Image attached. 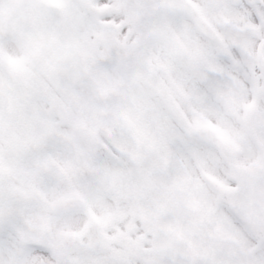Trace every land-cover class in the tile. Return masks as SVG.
I'll return each instance as SVG.
<instances>
[{"label":"rangeland","instance_id":"rangeland-1","mask_svg":"<svg viewBox=\"0 0 264 264\" xmlns=\"http://www.w3.org/2000/svg\"><path fill=\"white\" fill-rule=\"evenodd\" d=\"M34 2L36 3L40 8L43 9H47V5L46 3H44V1H49V0H0V4H1V8L5 7L6 11L8 12V16H9V22H11L12 26L10 25V23L6 24L7 29L10 31L9 33H2V36L0 37V49L1 48H6V46L8 47V53L7 56L9 54L14 55L17 59L19 58V48L23 47L25 50L26 48H34V41L32 38H30V35L25 33V26L24 24L19 20V18H16L14 16H12L13 12H16V6L17 4H19L20 2ZM58 1H64V0H58ZM159 8L161 10V12H163L165 15V11L167 12V16H168V22H172V23H178L179 19L183 18V22H182V38H178L179 40L182 41H188L190 42L191 45H193L194 42L199 40V35L195 29V27L192 25L191 22H189V25H187L188 23V18L187 16H185V14L183 12H181V10H178L174 0H156ZM194 1V5L193 7H198L200 6L201 8L198 10V13L202 14L203 16H205L208 19H213L214 21H216L217 23H219V25H221V27L225 26V25H236V26H249L251 28H254L256 30L260 31V35L259 38H261V36H264V20H263V13L260 12L262 10H260V6L256 7V3L255 2H251V1H247L244 2L243 0H231L230 2V11H229V15H231L233 18L229 19L226 16L223 15L222 10H217L215 13L212 14V10L210 7L208 6H203V2L201 0H193ZM236 1V2H235ZM127 3H129L128 1H126ZM236 3V4H235ZM130 4V3H129ZM249 4V5H248ZM248 5V6H247ZM132 8H135V5H132ZM164 8H167V10H164ZM14 9V10H13ZM164 10V11H163ZM193 14V13H192ZM49 15V14H48ZM242 17V18H240ZM62 19L60 17H58L56 14L53 13V21H56L57 23H59V19ZM69 21V20H68ZM145 26H144V30L141 29L142 33L148 29H150L149 26V22L152 23H156V22H160V21H153L151 19H145ZM40 21L38 22V24H34L37 26H39ZM73 27V26H72ZM82 29V28H79ZM86 30V27L83 28ZM27 30V29H26ZM60 28L58 25H52L50 26L48 32L49 34L53 33H60ZM86 31H77V40L79 41L81 38L84 37ZM64 38H70V36L64 35ZM158 41L160 40H165L166 38H168L166 36V38L163 35H158L157 37ZM58 39H53V44L57 41ZM88 40L93 41L94 39L92 37H89ZM205 42V41H204ZM202 42V45L205 44V46H203L205 49H207L210 52V47L209 44H206V42L204 43ZM157 43V42H156ZM167 48L170 50L171 46L169 43H167ZM93 54L90 57V61L93 59V62H95L96 66H102V64L99 62V58L98 56L100 55H104L103 51L100 48V45L97 44L95 45L93 48ZM18 50V51H17ZM38 50L40 52L41 47L38 45ZM217 52L219 53V55H223L225 56L227 59H229L227 57V55H230V59L229 60H233L235 62V65L237 68H247V66L239 61L235 56L236 53L235 51L233 52L231 49V46L225 42H223L222 44L219 45H211V54H213L214 56L217 55ZM110 60V59H108ZM92 63V62H91ZM250 67H251V81L254 82L255 86L258 88L261 86V72L263 71V68L258 66V64L256 63L255 60L251 61L249 63ZM262 66V65H261ZM218 67L220 69H222L221 64H218ZM103 69V66H102ZM247 70L245 71L246 74ZM124 74L126 76L128 75V72L124 70ZM173 77V76H172ZM137 77L134 78V82H135V86L137 87V89L143 93V97L148 95V92H146L149 89H145L146 87H149L152 89V93H154L155 95H153L155 101L157 102V105H153L154 111H155V115H159V116H166V113L164 111V108L162 107L163 101L167 98L171 101L172 103V107L175 110H179L180 112H187L189 114V116L191 117V120H189V122L192 125L197 124L198 122L204 121L207 117L203 114V110L202 108H204L205 112H207L206 115H210L209 112L210 110L208 105H207V101L204 97V93L198 90H192L191 92H184V91H177V90H173L172 86H171V81L169 80V90L168 87L166 85V83H158L153 75L151 76V74H149L148 76L144 77V80L141 81V79L136 80ZM94 80V79H93ZM162 80V79H160ZM174 83H176L178 81V78L173 77ZM95 81V80H94ZM0 82H2L0 80ZM99 82V81H98ZM10 89L7 90V95H0L2 96L1 99H5L6 103H9V111L14 109L15 106V100L16 98H19L18 92L14 91V87L11 86V84H9ZM162 93H164L162 95ZM117 97L119 99H121V96L119 94H116ZM126 95H124L125 97ZM164 96V97H163ZM124 99V98H123ZM160 100V101H159ZM121 101V100H120ZM218 101H221V99L219 98ZM223 101H227L226 97H223ZM199 103H203L201 111H197L196 108L198 107ZM22 106V105H21ZM171 106H170V110H171ZM114 107L116 108H125L122 104H120V106L118 107V103H114ZM216 108V107H214ZM26 112V110H24ZM216 111L218 112V114L223 113L221 110V107L216 108ZM23 111H20L17 113L18 116H20V114ZM172 113H174L171 110ZM82 113V111H81ZM185 113V114H187ZM42 116L45 115V119L47 120L49 117H51V113H46V112H42ZM169 116V115H168ZM91 118H93V115L90 116ZM186 117H188L186 115ZM214 117V116H213ZM0 118H3L2 114H0ZM217 119V117H214ZM50 119H52L53 124H58L61 122V120L51 117ZM96 119V117H95ZM63 123V122H61ZM219 124L220 121H218ZM217 124L218 126H216V129L219 131V136H222L225 140V145H223V148L225 150H235L236 145L238 144V141L235 139V137H231L232 133L229 131H227L225 133V129L223 127H220L221 125ZM120 125V120L117 119V122L115 123V126ZM181 123L177 122V124H175V126H172L171 124H169L166 128V132L168 134V136H171V141L173 140V137H175V141L173 143L169 142V154L167 153V149L166 151H162L160 152V154L162 155L163 153L165 154L164 156H168V160H169V167L170 168H175V174L176 175H172L170 176V174L168 175V177L163 176V178H167L168 181H161V180H154L152 181L153 186H151V189H153V194L150 193L145 189L147 187V183L144 180L139 181L140 183H136L138 185V187L135 184L136 180L135 179H130V183L126 181V179H122L119 182L116 183V185L109 190V194L107 195L108 199L111 202L110 204V208L112 209V211H122L121 215L122 217H127L128 215L127 212L129 210V206L128 204L132 205L136 203V200L139 199L140 197H149L147 199V201H149L150 203H153L152 205V211L153 213H156L158 211H160L161 209H164L163 206L158 207L156 205V201L157 200H161L163 198V195L165 197V194L168 193L169 195L173 192V188H176L177 190H180L183 193V198H184V202L185 203H191L194 206H196L199 202H200V196L202 195V197H206L209 198L211 195L215 194L216 196H222L224 197L223 194V186L224 185H220L217 186L216 189L209 187L208 183L205 182L204 180H202L199 177V174L197 173L196 169L194 168V166L191 164V159H195L196 162L199 164L198 159H197V152L200 150L201 152L199 153V157L203 152H208L209 154H212L216 156V158H212L213 159V164H212V171H217L219 173H221V175L224 174L223 180L221 181L220 184H226L228 181L226 180V177H228L226 175V173L228 172L226 169V165L223 163V159L220 158L219 152L216 151L215 148L210 147V151L207 147L208 146H202L200 143H195L196 141H194L193 139H190L188 136V134L183 130V126L181 127ZM225 127V126H224ZM108 128V127H107ZM236 133H241L239 131H237ZM252 135V134H249ZM246 143V142H245ZM172 146V148H171ZM243 149V147H242ZM188 153L191 155V159H189V155ZM264 154L263 153H257V156L254 160L257 161H261L262 164H264L263 159H264ZM163 156V155H162ZM251 156L249 154V149H247V156H245L244 154L242 155L241 158H234V157H230V159H232V161L234 163H243L246 162L248 160V162L252 161V159H250ZM155 161H158L159 164H161V159H154ZM204 159H202L203 161ZM146 167H151L147 165V163H145ZM185 167V168H182ZM194 168V169H193ZM202 169V168H201ZM230 176V174H229ZM191 177L193 178V180L191 179ZM142 190H141V189ZM140 190V191H139ZM172 190V192H171ZM221 190V192H220ZM95 192H92V194L95 195ZM212 192V193H211ZM213 195V197L215 196ZM145 200V198H144ZM225 200V199H224ZM88 208L90 209V211H93V214H96V212L94 211V209L90 206H88ZM136 209V208H134ZM141 208H139L140 210ZM151 209L148 208L147 211H149ZM111 211V212H112ZM145 211V208H144ZM111 214V213H109ZM130 217L126 218L129 219ZM134 226H136V223L134 224Z\"/></svg>","mask_w":264,"mask_h":264},{"label":"flooded vegetation","instance_id":"flooded-vegetation-1","mask_svg":"<svg viewBox=\"0 0 264 264\" xmlns=\"http://www.w3.org/2000/svg\"><path fill=\"white\" fill-rule=\"evenodd\" d=\"M245 84L248 86V88H246L245 91H249V93H250L249 82L247 80L245 81ZM250 97H251V95L249 96V98ZM258 100H259V102H261V104H263L264 103V96L259 98ZM245 101H247V100H245ZM245 101H244V103L242 102V105H240V108H239L240 111H243V108H244L243 104H245ZM261 123L263 124V121H261ZM262 124H261V126H262ZM260 135L264 137V133H261ZM232 169H233V167H232ZM36 187H38V184H36ZM35 200L36 199H34V201ZM33 206H36V204H34ZM30 213H31V215L34 216V226H33V228L35 229V231L37 229L39 230L40 229V225H37V223L40 224L42 222V220H43V217L40 214L39 209L35 207L33 212H30ZM50 218H51V220L49 222H50V225H51V227L53 229V226H55V224H56V220H53V217H50ZM213 218H215V217L213 216ZM28 231H30V230H28ZM86 235H85L86 238H87L86 241H87L88 244H90L91 237L87 233H86ZM114 235H116L117 238H112V237L110 239L105 238L103 240V242L100 243L101 245L98 248L102 249L103 251L97 252L98 249H95L97 254H96L94 259L97 262V264H104V262H103L104 261V257H103L104 253L103 252H105V253L111 252L113 254V256L117 257V256H120V255L127 256L128 253L131 254V253H134L136 251V247L132 243H130V241H129L130 239H129L128 235H122V234L119 235L116 230L114 231ZM252 235H253L251 237L252 241L253 242L257 241L260 244V246L262 247V249L260 248L262 255L260 256L259 264H264V226H260L259 227V231L258 232H255V231L252 232ZM125 236H127V237H125ZM64 239L65 238L63 236H60V237L58 236V240H59L58 243L61 244V242ZM86 241H85V243H86ZM84 247H85V250L84 251L81 250L79 252H86L88 249L91 248L89 246H87V247L84 246ZM58 250H61L60 246H58V249L56 251L58 252ZM153 251H154V248H151V247L148 248L147 249V255H152ZM75 253L76 252H71L70 255L71 254H75ZM75 257H78V256H75ZM32 260H33L32 257H28V262H31Z\"/></svg>","mask_w":264,"mask_h":264}]
</instances>
